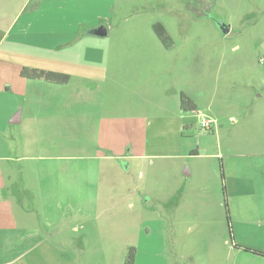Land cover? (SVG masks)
I'll return each instance as SVG.
<instances>
[{
  "label": "rangeland",
  "instance_id": "rangeland-1",
  "mask_svg": "<svg viewBox=\"0 0 264 264\" xmlns=\"http://www.w3.org/2000/svg\"><path fill=\"white\" fill-rule=\"evenodd\" d=\"M23 2L25 14L34 13L30 18L49 15L53 20H35L25 29L29 36L19 30L25 17L9 28ZM217 21L227 24L229 32L223 33ZM155 23L165 26L169 48L158 38ZM100 26L107 28L105 36L86 39ZM6 30L0 60L12 59L14 47H23L28 37L44 35L45 48L54 49L53 61L59 56L97 66L94 72L72 70L97 78L96 85H69L68 102L60 111L95 108L150 118L161 112L164 117L146 134L128 133L142 142L138 155L129 158L99 157L98 149L106 153L93 143L94 135L54 123L45 132H21L22 142L36 143L19 146L20 126L6 122L19 99L11 84H2L19 75L14 66L0 65V129L9 128L8 151L33 157L19 161L20 173L24 164H44L53 175L51 190L59 192L65 189L61 177L78 170L85 178L83 190L92 193L66 198L61 191L59 198H51L50 206L64 212L52 215V231L61 228L71 240H81L82 232L108 240L104 247L110 264H123L131 245L142 250L139 264L163 258L168 264H264V0H0V39ZM182 91L195 101L196 110L181 108ZM47 105L55 107L54 102ZM201 113L216 120L213 130L201 126ZM176 121L188 127L178 129ZM81 138L86 146L77 145ZM196 150L204 155H194ZM17 199L41 210L39 197ZM80 204L97 209L96 227L83 230L77 221L91 219L81 213L67 216L73 223L64 221L70 207ZM82 247L83 255L70 254L103 264L101 246L87 241Z\"/></svg>",
  "mask_w": 264,
  "mask_h": 264
},
{
  "label": "crops",
  "instance_id": "crops-1",
  "mask_svg": "<svg viewBox=\"0 0 264 264\" xmlns=\"http://www.w3.org/2000/svg\"><path fill=\"white\" fill-rule=\"evenodd\" d=\"M36 1L39 3L41 2V0ZM25 4L26 3L23 2L21 9L18 10L11 19L9 28H15L18 23H20L22 17L25 18L22 20V28L19 30L31 28L33 25L32 22L35 20H53L54 17L49 15H44L38 19L37 17L30 18V16L34 15V13L25 14L23 11L25 9ZM8 30L4 32L0 42H3L5 35L8 36ZM94 30L95 28L93 27V29L88 32L86 39L87 37L99 36L95 34ZM53 31L56 32L55 29ZM24 32H26L29 36L30 32L26 30ZM78 36L80 38L84 37L83 33L82 36L78 33L74 34V37L77 38ZM45 43L46 36L44 35H40L37 40L35 38L28 37L23 47H14V51H12L11 54L12 59L8 57H1L0 60V65H3L4 67L14 66L19 75V77L13 78L12 81L6 80L2 82L3 85L11 84V88L13 87L14 90L13 93H15L19 99V101L10 110L6 119L7 124H18L20 126V128L16 130L19 136L18 139L21 136V132H45L48 128H50L51 123H54L60 127L67 125L74 126V130L79 134L91 133L94 135V137L92 136V140L94 141L93 143L98 146H102L106 153L105 155L102 150L98 149L96 154H100L97 155L99 157L103 158L104 156L105 158L113 159L124 157L129 158L134 155H138L137 152H139L140 149V140L139 142H135L132 140V137L128 136V133L134 132L146 134L148 126H156L158 125V121L162 123L164 118L163 114L161 112L159 114L155 113V118H150L147 115L122 116L114 113L115 111L110 112L106 111V109L95 110V108H91L87 111H77V113L60 111L59 109L62 108V102H68L69 96L65 91L68 90L69 85L73 83H78L82 86L96 85L95 81L97 78L92 79V77L78 73L80 71L72 70H83L86 68L87 70L94 72V69H97V66L95 65L96 68H94V64L91 63H87L85 65L83 60H79V63L64 61L59 56H55L56 60L53 61L51 54L54 52V49L50 47L45 48ZM79 54L80 56L83 55L81 48ZM61 55L66 59L65 55ZM155 65L156 64L154 63L153 66ZM71 66H73V68H71ZM23 67H35L44 70L67 73L70 75V79L67 83H55L44 79L25 78L20 75V71ZM144 91L147 93L146 89ZM139 92L141 93V89ZM51 102H54V109H51L47 105ZM106 106L107 103L103 102L102 108ZM59 117H63L64 119L61 120ZM137 117H141V119L137 120ZM169 118H171L172 121H175L174 117ZM60 120L62 122V126ZM175 124H177L176 126H178V129H181L180 127H188V124H184L182 126L181 121H176ZM8 132L9 128L0 129V264H74V260H76L75 264H90L88 260L84 261L78 259L77 256L70 254L75 251L76 254L81 252L80 255H83L84 248L82 246L85 245L87 241L93 245L101 246L99 251L97 249L100 254V260H102L103 264H110V262H108L110 260L109 250L104 247V245L108 244V240L104 241V239L100 236H96V238H89L86 233L83 232L81 234V240H71L63 235L61 228L53 231L50 229L52 227V215L56 212L60 213L62 211L61 207L55 206L56 208H54L50 206V202H52L51 198H53V200L54 198H59L61 196V191L66 198H84L92 194L90 191L83 190L82 181L85 178L83 177L82 172L77 170L76 174L81 173L79 176L76 174L62 176L61 181L63 182L65 189H59V192L52 191L51 179L53 175L48 173L49 167L44 168V166H42L44 164H39L37 162L35 164H24L25 167L23 169L25 172L20 173V169L17 167L19 166V161H28L33 157L28 155H22L19 157L8 151L10 144L8 140L5 139V137L9 138ZM13 138L15 139L14 133ZM119 138L121 139L119 140ZM145 140L146 138L144 137V144ZM35 143L34 139L27 138L24 142H22L20 138L17 144L19 146L24 145V147L30 148L34 147ZM83 143H85L84 146L87 145L85 140L81 138L77 145L79 144L83 147ZM140 143L142 144V142ZM128 144L131 145V148L129 149L130 155L125 153V149ZM194 155L201 156L204 155V153L197 150ZM68 157L72 158L75 156L69 155ZM34 160L42 161L45 159L42 157ZM36 165H38V174L33 172L34 169L36 170L37 168ZM262 166L264 168V161L262 162ZM64 169L67 173H70L69 166L67 164ZM35 186L39 187L38 190H35ZM20 192L22 193L20 194ZM19 195L33 197L34 200L37 197H39V199L41 198V210L21 205L17 199ZM179 207L180 206H176L173 208L174 211H176ZM96 212L97 209L94 205L80 204L75 209L70 207L64 221L66 222L69 220L67 216L73 215V213V216L75 217H78V213L85 214L86 219H91V221L86 223L81 220L80 222L77 221V223L81 225L83 230L85 227L86 229H91L98 225L99 218H95ZM63 213L64 212H61V214ZM67 222L73 223V221ZM172 222L175 224V221ZM54 224H57L58 226L62 224V222ZM53 245H57L59 247L54 248ZM135 247L136 257L134 264H139L142 250L138 246ZM70 258L73 259L71 260ZM123 264H126L125 259ZM156 264H168V261L167 259L165 261L163 258V260L161 259V261Z\"/></svg>",
  "mask_w": 264,
  "mask_h": 264
},
{
  "label": "trees",
  "instance_id": "trees-1",
  "mask_svg": "<svg viewBox=\"0 0 264 264\" xmlns=\"http://www.w3.org/2000/svg\"><path fill=\"white\" fill-rule=\"evenodd\" d=\"M154 30L158 38L163 42L166 47H170V36L162 23H155L153 25ZM20 75L30 79H44L49 82L55 83H67L70 79V75L63 72L44 70L35 67H23L20 71ZM180 106L183 110H196L197 104L188 96L185 92L180 94ZM214 129V128H213ZM212 129V130H213ZM197 152L194 151L193 153ZM255 252V251H254ZM263 254V253H262ZM136 257V247L131 246L128 250L126 264H134Z\"/></svg>",
  "mask_w": 264,
  "mask_h": 264
},
{
  "label": "water",
  "instance_id": "water-1",
  "mask_svg": "<svg viewBox=\"0 0 264 264\" xmlns=\"http://www.w3.org/2000/svg\"><path fill=\"white\" fill-rule=\"evenodd\" d=\"M217 24L219 28L223 31V33L229 32L230 27L227 24L221 23V21H217ZM94 32L99 36H105L107 34V28L105 26H100L97 29H95Z\"/></svg>",
  "mask_w": 264,
  "mask_h": 264
},
{
  "label": "built area",
  "instance_id": "built-area-1",
  "mask_svg": "<svg viewBox=\"0 0 264 264\" xmlns=\"http://www.w3.org/2000/svg\"><path fill=\"white\" fill-rule=\"evenodd\" d=\"M201 117V126L207 130H212L215 128L216 120L206 117L205 114H199Z\"/></svg>",
  "mask_w": 264,
  "mask_h": 264
}]
</instances>
